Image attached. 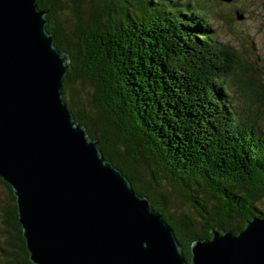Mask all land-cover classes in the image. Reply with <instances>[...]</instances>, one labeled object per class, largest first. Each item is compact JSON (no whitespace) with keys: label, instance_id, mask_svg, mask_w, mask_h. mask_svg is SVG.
I'll return each mask as SVG.
<instances>
[{"label":"trees","instance_id":"obj_1","mask_svg":"<svg viewBox=\"0 0 264 264\" xmlns=\"http://www.w3.org/2000/svg\"><path fill=\"white\" fill-rule=\"evenodd\" d=\"M47 30L69 56L63 100L106 159L148 197L187 261L212 230L238 234L264 217V94L240 79L235 49L219 45L206 0H38ZM240 109V110H239ZM2 209L0 259L33 264L18 222L16 198ZM188 207V210H187ZM17 255V256H15Z\"/></svg>","mask_w":264,"mask_h":264},{"label":"water","instance_id":"obj_2","mask_svg":"<svg viewBox=\"0 0 264 264\" xmlns=\"http://www.w3.org/2000/svg\"><path fill=\"white\" fill-rule=\"evenodd\" d=\"M229 2L230 0H222ZM38 0H0V179L33 264H264V217L212 230L187 261L148 197L63 100L70 68Z\"/></svg>","mask_w":264,"mask_h":264},{"label":"rangeland","instance_id":"obj_3","mask_svg":"<svg viewBox=\"0 0 264 264\" xmlns=\"http://www.w3.org/2000/svg\"><path fill=\"white\" fill-rule=\"evenodd\" d=\"M206 2L213 10L212 13H208L206 21L211 31L215 33V41L219 45L232 47L239 56L240 77L232 80L230 95L233 104L240 108L244 99L238 88L240 79L253 80L264 94V0H230L229 2L206 0ZM252 104L258 106L256 126L264 131V97L260 102L254 100ZM10 200L7 187L0 185V248H5L7 235L2 221V209L10 203ZM259 208L264 212V201ZM17 257L14 258L11 251H7L0 259V264H17L19 261Z\"/></svg>","mask_w":264,"mask_h":264}]
</instances>
